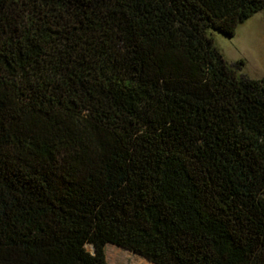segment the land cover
<instances>
[{
  "label": "trees",
  "instance_id": "obj_1",
  "mask_svg": "<svg viewBox=\"0 0 264 264\" xmlns=\"http://www.w3.org/2000/svg\"><path fill=\"white\" fill-rule=\"evenodd\" d=\"M258 12L0 0V264H264V78L209 35Z\"/></svg>",
  "mask_w": 264,
  "mask_h": 264
},
{
  "label": "rangeland",
  "instance_id": "obj_2",
  "mask_svg": "<svg viewBox=\"0 0 264 264\" xmlns=\"http://www.w3.org/2000/svg\"><path fill=\"white\" fill-rule=\"evenodd\" d=\"M216 48L238 75L250 79L264 78V12L241 23L233 36L209 30ZM108 264H153L141 256L114 244L105 248Z\"/></svg>",
  "mask_w": 264,
  "mask_h": 264
},
{
  "label": "water",
  "instance_id": "obj_3",
  "mask_svg": "<svg viewBox=\"0 0 264 264\" xmlns=\"http://www.w3.org/2000/svg\"><path fill=\"white\" fill-rule=\"evenodd\" d=\"M90 249H91V251L94 253L95 251H94V248L92 247V246H90Z\"/></svg>",
  "mask_w": 264,
  "mask_h": 264
},
{
  "label": "bare ground",
  "instance_id": "obj_4",
  "mask_svg": "<svg viewBox=\"0 0 264 264\" xmlns=\"http://www.w3.org/2000/svg\"><path fill=\"white\" fill-rule=\"evenodd\" d=\"M147 261V260H146Z\"/></svg>",
  "mask_w": 264,
  "mask_h": 264
}]
</instances>
